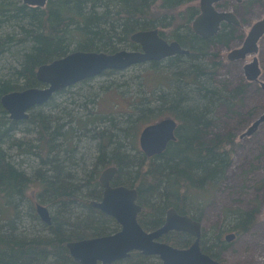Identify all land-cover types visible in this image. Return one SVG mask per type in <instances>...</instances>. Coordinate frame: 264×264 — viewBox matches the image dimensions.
<instances>
[{"label":"trees","instance_id":"1","mask_svg":"<svg viewBox=\"0 0 264 264\" xmlns=\"http://www.w3.org/2000/svg\"><path fill=\"white\" fill-rule=\"evenodd\" d=\"M192 1L195 0H49L45 8H34L20 0H0V58L14 45H19L21 56L12 78H0V199L16 203L14 218L5 221L0 218V264H77L67 248L69 242L117 233L120 230L117 222L90 206L92 201L102 199L98 173L107 165L118 168L113 186L137 189V201L143 207L138 221L146 231L164 225L167 211L172 208L200 221L209 196L225 178L231 164V148L237 139L232 134L214 135L217 113L221 108L233 110L247 85L232 87L215 78L221 64L212 60L216 54L211 53V47L215 43L228 44L233 27L226 26L217 36L205 40L191 27L199 13L197 8L188 9L185 18L178 22L175 16H170ZM151 29H159L165 40L171 36L172 41L179 42L190 53L162 61L172 71L167 89L158 90L153 100L146 98V102L138 103L134 110L138 113L133 114H138L139 119L147 116L154 104L158 110L168 111L179 124L177 140L170 142L162 154L149 158L126 143L133 133L132 115L123 121L126 127L109 120L106 127H95L89 137L97 142L96 165L92 170L79 168V175L74 173L75 151L69 150L67 143V133L72 134L74 128L65 134L62 125H55L50 118L30 115L22 122L36 125L40 143L34 148L40 164L33 177L42 187L39 199L53 209V214L48 225L32 210L34 230L31 233L21 230L26 217L20 216L18 202L24 199L34 179L9 154L12 146H21L14 139L19 122L5 119L7 112L1 98L17 89L41 86L36 77L41 65L76 50L112 54L125 42H131L134 33ZM131 44L137 49L138 45ZM158 63L153 62V66ZM86 123L81 122L80 126ZM6 145L8 150L4 148ZM42 146L48 149L46 156ZM225 212L233 231L239 235L256 224L254 211ZM37 226L40 228L36 229ZM162 240L185 249L195 239L187 233L171 232ZM226 247L220 235L202 233L201 249L213 259L220 261ZM113 264L162 262L156 256L135 251L129 258Z\"/></svg>","mask_w":264,"mask_h":264},{"label":"rangeland","instance_id":"2","mask_svg":"<svg viewBox=\"0 0 264 264\" xmlns=\"http://www.w3.org/2000/svg\"><path fill=\"white\" fill-rule=\"evenodd\" d=\"M200 1L186 3L170 13V16H175L178 22L179 19L185 18L188 9L192 7L197 8L200 14ZM216 7L222 11L232 12L240 25L233 27L232 38L228 44L215 43L211 47V53L216 54L212 56V60L221 64L215 78L218 82H226L232 87L247 86L240 103L234 105L233 110L221 108L217 113L215 126L212 128L214 135L232 134L237 139L236 145L231 148L232 159L225 178L209 196L199 222L204 234L220 235L226 244L227 247L222 251L219 262L264 264V123L260 124L251 136H242L264 113V90L261 86L264 83V37L259 42V50L256 54L261 68L258 81L247 82L244 74V65L252 61L253 56L247 57L245 62H230L227 59L232 50L242 46L253 25L264 18V0H244L242 3L225 0ZM169 41H172L171 36ZM131 43L132 41L125 42L119 51H137ZM18 46L10 47V50L1 56L0 78H12L14 69L20 66L18 58L21 59V56L19 57L18 54ZM170 72L172 71L166 68L165 62H159L154 66L153 63L141 64L123 71H107L100 76L61 90L47 104L32 109L30 115L38 114L50 118L55 125H62V131L65 134L74 128L72 134L67 133V143L69 150L75 151L73 153L74 173L80 175L79 168L92 170L97 162V142L89 138L94 134L95 127L104 126L109 123V120L115 121L119 127H126L123 121H127L132 115L130 126L133 128V133L126 143L129 147L131 145L133 150L142 152L139 143L142 130L155 122L173 118L168 111L158 110L156 104L152 111L146 112L147 116L139 119L138 114H133L138 113L134 111L138 103L145 101L146 98L153 100V95L156 96L158 90L167 89ZM21 90L23 89L16 91ZM5 116V119L11 120L8 114ZM84 121L88 125L86 126V123L80 126V123ZM16 122H19L17 126L19 128L14 133V139L18 140L21 146L19 148L14 145L9 149L6 145L4 148L9 149L15 164L33 177L40 164V160L34 154L37 152L34 148L40 144L37 141L36 125L29 122ZM61 139L63 141V137ZM30 148L32 149L29 150ZM41 148L44 149V156H46L48 149L43 146ZM41 148L38 150L41 151ZM110 166L101 167L98 177ZM33 179L25 192L24 199L18 202L20 216L26 217L21 223V230L25 229L28 233H31L35 227V222L31 220V213L34 211L37 214L35 209L37 203L48 207L53 214V209L39 199L38 195L42 187L34 177ZM15 204V202L10 203L9 200L0 199L2 221L15 217ZM227 209L254 211L256 224L239 235L233 231L231 219L225 212ZM37 227L36 229L40 228V226ZM229 234L236 235L230 242L226 240Z\"/></svg>","mask_w":264,"mask_h":264},{"label":"water","instance_id":"3","mask_svg":"<svg viewBox=\"0 0 264 264\" xmlns=\"http://www.w3.org/2000/svg\"><path fill=\"white\" fill-rule=\"evenodd\" d=\"M87 1V0H80ZM224 0H201V13L193 21V31L207 39L218 33L220 24L240 25L230 11H221L216 5ZM242 2L243 0H236ZM30 7L45 8L49 0H22ZM264 37V18L253 25L251 31L238 49L228 54L230 61H245L253 56L244 66L248 81L256 82L261 75V68L256 54L259 42ZM131 41L141 46V51H119L114 54L96 51H73L51 63L41 65L37 80L44 87L13 91L1 98V105L13 121L27 120L33 108L48 103L52 97L75 84L102 75L105 71L126 70L132 66L147 62H159L175 55L190 53L177 41L168 42L158 29L139 31L131 36ZM264 90V83H262ZM264 123V113L242 135L251 136L260 124ZM179 124L174 118H166L146 126L140 136L141 151L149 158L162 154L170 142L176 141ZM118 172L115 166L105 169L99 182L103 188L100 201H92L90 206L113 218L120 230L117 233L71 241L67 248L77 264H113L125 260L135 251L145 256H156L162 264H228L213 259L201 249L202 225L188 215L179 214L174 208L167 211L164 225L153 231H146L138 221L143 207L138 204V191L126 186H113L112 181ZM36 212L42 222L50 225V209L43 204H36ZM171 232L187 233L194 237V242L185 249L176 248L161 239ZM236 235L226 236L228 242Z\"/></svg>","mask_w":264,"mask_h":264},{"label":"flooded vegetation","instance_id":"4","mask_svg":"<svg viewBox=\"0 0 264 264\" xmlns=\"http://www.w3.org/2000/svg\"><path fill=\"white\" fill-rule=\"evenodd\" d=\"M236 1V0H235ZM244 1V0H243ZM237 2V1H236ZM239 3V2H238ZM240 3H242V2H240ZM241 5V4H240ZM199 14V13H198ZM197 17V16H196ZM195 17V18H196ZM192 21H194V19L192 20ZM192 24H193V22H192ZM226 26H231V28L232 27H234V26H236L235 24H231V23H225V22H223V23H221L220 24V30L218 31V33L216 34V35H214V36H212V37H215V36H217L219 33H221L222 32V30L226 27ZM192 27H193V25H192ZM193 29V28H192ZM233 30V29H232ZM195 33V32H194ZM160 34V33H159ZM197 35V34H196ZM200 37V36H199ZM212 37H210V38H212ZM210 38H207V39H210ZM202 39H204V38H202ZM207 39H205V40H207ZM133 44H134V42H132ZM136 45H138V47H137V51H141V46L139 45V44H136ZM213 46V45H212ZM117 52H119V51H117ZM116 53V52H115ZM109 54V53H108ZM112 54H114V53H112ZM227 59H228V57H227ZM229 60V59H228ZM230 61V60H229ZM239 61H242V62H244L243 60H239ZM230 62H238V61H230ZM150 63V62H149ZM151 63H153V62H151ZM244 73H245V70H244Z\"/></svg>","mask_w":264,"mask_h":264}]
</instances>
